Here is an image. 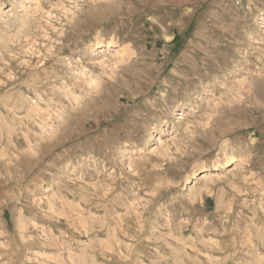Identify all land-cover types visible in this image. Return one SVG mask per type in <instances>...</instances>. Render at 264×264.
I'll return each mask as SVG.
<instances>
[{"label": "rangeland", "instance_id": "obj_1", "mask_svg": "<svg viewBox=\"0 0 264 264\" xmlns=\"http://www.w3.org/2000/svg\"><path fill=\"white\" fill-rule=\"evenodd\" d=\"M0 264H264V0H0Z\"/></svg>", "mask_w": 264, "mask_h": 264}, {"label": "bare ground", "instance_id": "obj_2", "mask_svg": "<svg viewBox=\"0 0 264 264\" xmlns=\"http://www.w3.org/2000/svg\"><path fill=\"white\" fill-rule=\"evenodd\" d=\"M155 88V87H154ZM222 131V130H221ZM227 131V130H226ZM205 176H203V178H204Z\"/></svg>", "mask_w": 264, "mask_h": 264}]
</instances>
